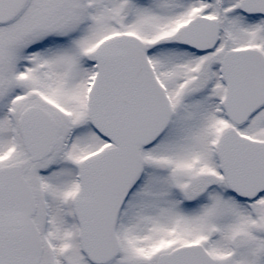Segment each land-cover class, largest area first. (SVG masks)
<instances>
[{"label":"snow or ice","instance_id":"snow-or-ice-1","mask_svg":"<svg viewBox=\"0 0 264 264\" xmlns=\"http://www.w3.org/2000/svg\"><path fill=\"white\" fill-rule=\"evenodd\" d=\"M0 264H264V0H0Z\"/></svg>","mask_w":264,"mask_h":264}]
</instances>
